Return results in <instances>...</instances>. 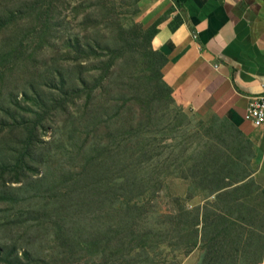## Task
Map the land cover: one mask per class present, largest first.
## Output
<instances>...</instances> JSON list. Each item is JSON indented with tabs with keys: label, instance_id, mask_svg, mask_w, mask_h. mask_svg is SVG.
Segmentation results:
<instances>
[{
	"label": "trees",
	"instance_id": "obj_1",
	"mask_svg": "<svg viewBox=\"0 0 264 264\" xmlns=\"http://www.w3.org/2000/svg\"><path fill=\"white\" fill-rule=\"evenodd\" d=\"M112 4L75 5V20L84 18L67 39L60 41L61 29H54L56 55L64 57L54 101L63 110H53L57 116L67 109L68 122L55 144L33 140L37 128L58 120L43 125L41 118L27 127L23 152L10 166L14 172L32 167L38 150L44 158L37 167L48 164L42 178L49 184L31 197L41 200L29 213L36 212L32 218L50 251L32 260L26 252V264H164V253L177 264L179 255L196 249L197 264H261L264 178L255 175L252 142L218 116L219 129H191L164 81L165 55L152 46L157 24L125 27ZM48 7H38L43 33ZM139 40L147 45L145 83L128 71L127 45ZM170 176L190 180L187 199L201 196L202 203L191 207L175 197L172 210H161L158 199ZM17 200L0 195V201Z\"/></svg>",
	"mask_w": 264,
	"mask_h": 264
},
{
	"label": "rangeland",
	"instance_id": "obj_2",
	"mask_svg": "<svg viewBox=\"0 0 264 264\" xmlns=\"http://www.w3.org/2000/svg\"><path fill=\"white\" fill-rule=\"evenodd\" d=\"M111 2L116 7L115 13L121 25L131 27L138 22L144 27L139 22V12L136 13L137 0ZM92 3L93 0H79L76 4L73 0H0V195L19 198L17 201H0V264H26L29 261L26 252L32 260L42 256L43 249L48 250L50 241L47 243L46 239L40 237L38 223L32 218L36 212L29 213L30 209L39 207L41 200L31 197L49 184L46 178H42L48 164H39L37 167L44 158L42 150L33 156L32 167L14 172L10 166L16 164L23 152L28 137L27 127L36 122L39 124L41 118L43 125L48 122L47 118L59 122L54 127L37 128L33 141L39 139L59 143L69 115L66 109L54 116V107L60 108L54 103L59 94L56 69H59L64 57L56 55L60 42L56 39L58 34L54 29H61L60 41L67 39L75 25L84 18L81 15L75 20L74 6L81 4L86 7ZM38 7L41 12H45L46 7L49 10L46 11L49 15L46 33H43L45 19L39 16ZM57 42L58 46H55ZM127 46L129 74L143 83L147 82L146 43L142 40L129 41ZM42 103L46 105L43 107ZM176 103L190 116V128L201 134H206L211 128L219 129L224 124L214 120L213 115L199 116L190 108ZM1 169L4 170L3 176ZM255 175L263 181L264 173L256 169ZM190 184V180L181 177H168L158 199L160 209L165 212L172 210L176 205L175 197L185 199L191 207L201 204V196L187 199ZM200 253V249H196L188 255H179L177 264H197ZM166 255L162 254L160 261L167 259L164 264H170V257L166 258ZM261 264H264V260Z\"/></svg>",
	"mask_w": 264,
	"mask_h": 264
},
{
	"label": "crops",
	"instance_id": "obj_3",
	"mask_svg": "<svg viewBox=\"0 0 264 264\" xmlns=\"http://www.w3.org/2000/svg\"><path fill=\"white\" fill-rule=\"evenodd\" d=\"M139 22L157 24L152 46L167 60L174 99L199 116L236 124L264 173V126L245 120L264 94V0H140Z\"/></svg>",
	"mask_w": 264,
	"mask_h": 264
},
{
	"label": "built area",
	"instance_id": "obj_4",
	"mask_svg": "<svg viewBox=\"0 0 264 264\" xmlns=\"http://www.w3.org/2000/svg\"><path fill=\"white\" fill-rule=\"evenodd\" d=\"M245 120L255 127L264 126V94L251 99Z\"/></svg>",
	"mask_w": 264,
	"mask_h": 264
}]
</instances>
